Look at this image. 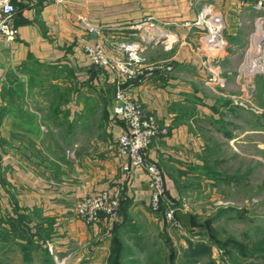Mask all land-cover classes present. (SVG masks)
Returning a JSON list of instances; mask_svg holds the SVG:
<instances>
[{
    "label": "crops",
    "instance_id": "crops-1",
    "mask_svg": "<svg viewBox=\"0 0 264 264\" xmlns=\"http://www.w3.org/2000/svg\"><path fill=\"white\" fill-rule=\"evenodd\" d=\"M13 2L18 36L15 41L6 43L2 52L0 87L12 71L39 65L44 72H57L60 85L77 91L66 108L68 112L51 114L62 124L56 129H48L46 124L32 133V136L45 137L38 149L57 154L56 164L60 167L57 180L39 171L52 169L50 162L30 156L26 162L21 161V157L14 154V151L21 152L18 147L2 143L1 137H5L2 129L8 127L11 116L2 111L0 100L1 255L18 254L19 248L31 250L33 254L42 252L44 259V254L50 255L52 240L56 241L54 246L73 241L81 252H94L91 262L107 264L112 243L116 245L119 240L120 244L123 240L130 251L135 248L140 251L146 244L145 234L149 228L164 233L163 225L167 227L168 224L164 219L159 222L154 218L147 174L138 170L129 179L122 170L117 143L126 126L113 115L114 77L109 69L93 64L85 53L87 44L101 45L111 56L119 52V44L140 42L144 34L141 25L147 20L159 25L154 34L165 36L164 41H168L147 49L144 56L149 63L170 66L172 70L158 72L151 79L134 84L130 93L145 114L155 116L162 127H168V134L154 139L146 156L164 173L167 193L172 200L170 206L196 218V197L199 192L205 193L212 183L202 172L206 166L207 145L203 123L220 119L221 93L216 92L221 90L217 88L216 91L208 82L204 69L205 57L200 50L203 28H188L185 23L195 22L206 5L222 14L227 48L219 60V70L227 79L228 87L235 88L240 84V77L235 74L251 50V35L258 16L253 9L254 3L251 0ZM89 28L95 29V34ZM154 34L150 33L152 37L156 36ZM32 119V129L36 121L49 120L39 115ZM65 119L69 123L66 124ZM99 134L105 137L103 141L99 140ZM83 136L87 137L85 141ZM66 152L71 154V164L63 160ZM121 189L116 221L103 217L101 222L87 225L72 217L71 209L79 199L105 190ZM28 218L31 220H26ZM25 230L27 235L23 234ZM57 236L58 239H54ZM18 239L27 242L20 244ZM25 254L27 262L37 264L31 253ZM99 254H103L102 260L94 261ZM131 254L134 255L132 251ZM139 255L135 252V259Z\"/></svg>",
    "mask_w": 264,
    "mask_h": 264
},
{
    "label": "rangeland",
    "instance_id": "rangeland-1",
    "mask_svg": "<svg viewBox=\"0 0 264 264\" xmlns=\"http://www.w3.org/2000/svg\"><path fill=\"white\" fill-rule=\"evenodd\" d=\"M145 60L146 64H153L146 56ZM251 62L257 63L262 71L249 72ZM28 68L25 66L9 73L0 87L2 111L11 116L8 127L2 129L5 137L1 140L21 150L18 153L14 151L21 161L26 162L30 156L50 162L52 169L39 171L57 180L60 169L56 164L57 154L51 151L43 153L38 149L45 137L41 134L32 136V133L46 124L48 129H56L59 123L62 124L51 114L66 112L77 90L60 85L57 72H44L39 65ZM235 75L240 77V84L235 88L228 87L227 79L223 88L211 83L216 91L221 90L215 91L221 93L220 119H209L203 123L207 145L204 153L206 166L202 172L212 183L205 193H198L194 212L197 225L210 224L211 232L200 230L190 233L181 225L174 227L168 224L165 227L162 224L164 233H160L148 227L142 251L131 249L134 255L135 252L140 254L138 259L122 243L123 240L120 244L118 240L116 245L112 243L107 264H171L172 256L175 264H264V49L256 54L250 50ZM69 78L71 83L72 73ZM36 115L46 116L49 120L36 121L35 129H32V117ZM65 122L69 123L67 119ZM98 137L100 141L105 139L101 134ZM86 139L83 136V141ZM7 150L10 149L7 147ZM66 156L63 160L70 163V152H66ZM91 196L79 199L71 209L72 217L85 224L77 213V205ZM154 218L161 222L163 216L156 214ZM26 230L24 235H27ZM18 241L20 244L27 242L25 239ZM50 243L54 251L52 255L50 252L53 261L47 252L43 259L42 252L33 254L31 250L17 248L18 254L11 252L8 257L0 252V264H30L24 259L26 252L31 253L37 264H94L90 261L94 252H81L73 241L62 246H54V240ZM102 256L99 254L93 259L100 262Z\"/></svg>",
    "mask_w": 264,
    "mask_h": 264
},
{
    "label": "built area",
    "instance_id": "built-area-1",
    "mask_svg": "<svg viewBox=\"0 0 264 264\" xmlns=\"http://www.w3.org/2000/svg\"><path fill=\"white\" fill-rule=\"evenodd\" d=\"M55 1L58 4L66 2V0ZM251 1L254 3V11L258 14L251 35V51L258 53L264 49V0ZM15 16L16 7L13 0H0V41L10 43L16 40L18 29L15 25ZM156 26L159 25L153 20L144 22L141 25V28H144L141 41L119 44L117 54L107 55L103 47L98 44L85 45V53L93 64L109 69L115 80L113 115L126 126L117 143L123 172L130 179L136 171H145L149 178L152 212L162 215L170 226L180 227L181 224L176 218L178 209L166 202L167 188L164 173L159 165L151 162L146 156V151L154 139L160 135H167L169 129L162 127L155 116L145 114L130 93L132 83L151 79L158 72L172 70V67L162 64H146L145 51L168 41H164L165 36L154 34ZM185 27L203 28L200 50L205 57L204 69L208 73V82L223 88L226 79L221 76L219 60L226 51L227 41L222 14L211 5L203 6L197 20L185 23ZM88 30L93 34L96 32L95 29ZM150 33L156 36L152 37ZM251 64H255L262 71L255 62ZM121 200L122 189L115 192L101 191L79 203L77 213L88 225L101 222L103 217L116 221L119 217ZM49 250L51 254L54 253L52 247H49Z\"/></svg>",
    "mask_w": 264,
    "mask_h": 264
},
{
    "label": "water",
    "instance_id": "water-1",
    "mask_svg": "<svg viewBox=\"0 0 264 264\" xmlns=\"http://www.w3.org/2000/svg\"><path fill=\"white\" fill-rule=\"evenodd\" d=\"M6 48V43L0 41V62L2 60V52ZM176 218L182 226H184L187 231L194 232L196 229L193 227V217L190 213L184 212L182 210L177 211Z\"/></svg>",
    "mask_w": 264,
    "mask_h": 264
},
{
    "label": "trees",
    "instance_id": "trees-1",
    "mask_svg": "<svg viewBox=\"0 0 264 264\" xmlns=\"http://www.w3.org/2000/svg\"><path fill=\"white\" fill-rule=\"evenodd\" d=\"M138 82H135V83H132V85H134V84H137ZM166 202L169 204V205H171V203H172V200L169 198V196H168V193L166 194ZM196 218L195 217H193V227L196 229L194 232H190V233H196V232H198V231H200V230H202L203 232H206V233H208V232H211V228H210V224L208 225V224H205V226H203V227H199L198 225H197V223H196ZM47 252H48V250H47ZM52 258V257H51ZM172 260H171V264H175V257L174 256H172V258H171ZM53 261V260H52Z\"/></svg>",
    "mask_w": 264,
    "mask_h": 264
},
{
    "label": "bare ground",
    "instance_id": "bare-ground-1",
    "mask_svg": "<svg viewBox=\"0 0 264 264\" xmlns=\"http://www.w3.org/2000/svg\"><path fill=\"white\" fill-rule=\"evenodd\" d=\"M256 54V53H255ZM255 58V57H254ZM259 58V57H258ZM256 62V61H255ZM257 64V63H256ZM261 71V69H258L255 64H251L250 67H249V72H254V71Z\"/></svg>",
    "mask_w": 264,
    "mask_h": 264
}]
</instances>
